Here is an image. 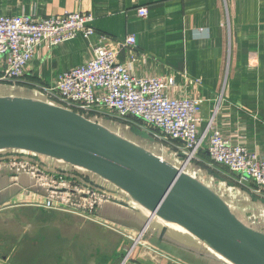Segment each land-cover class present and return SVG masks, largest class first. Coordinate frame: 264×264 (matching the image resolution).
I'll use <instances>...</instances> for the list:
<instances>
[{
	"label": "crops",
	"instance_id": "0c3cea01",
	"mask_svg": "<svg viewBox=\"0 0 264 264\" xmlns=\"http://www.w3.org/2000/svg\"><path fill=\"white\" fill-rule=\"evenodd\" d=\"M140 7L149 10L147 18L138 16ZM77 11L94 17L96 35L90 39L80 36L58 47L42 45L23 81L0 82V97L47 101L43 88L55 86L63 73L91 61L99 35L106 36L114 48L115 41L134 35V50L119 54L120 62L130 64L134 76L174 78L170 90L173 97H190L202 103L199 133L213 119L214 128L233 144L264 157V0H0V16L4 17L28 14L47 18ZM101 120L119 119L105 114ZM127 122L135 137L154 143L157 153L171 156L167 161L182 166L179 144L155 138L153 133L161 134L142 122ZM141 129L151 135H143ZM189 166V174L220 195L240 220L252 223L258 211L264 213V190L256 192L249 179L212 163L206 151ZM109 190L118 192L113 187ZM44 198V189L37 187L29 174L0 173V264L11 262L17 250H21L22 264H120L127 250L124 243L131 239L130 234L141 231L150 217L131 199L106 201L99 210L100 219L114 225L116 229L111 232L123 239L121 246L111 249L108 245L100 248L98 243V248L110 253L96 255L93 247L85 250L77 244L82 241L80 234H64L56 225H63L68 218L95 229L97 223L59 211L42 216L36 204ZM19 212L27 215L24 224L29 219L34 224L31 231L36 227L37 232L23 230L19 237L12 232L4 235L5 228L15 229L7 220L19 217ZM17 223L22 228L19 220ZM44 241L48 251L40 253ZM104 242H110V238ZM141 242L146 250L134 249L130 264H230L184 229L159 219H154Z\"/></svg>",
	"mask_w": 264,
	"mask_h": 264
},
{
	"label": "built area",
	"instance_id": "2783aa9c",
	"mask_svg": "<svg viewBox=\"0 0 264 264\" xmlns=\"http://www.w3.org/2000/svg\"><path fill=\"white\" fill-rule=\"evenodd\" d=\"M137 14L147 18L149 10L140 7ZM93 21L91 14L79 11L47 18L28 14L0 16V82L23 81L42 45L52 48L80 36L92 38L96 35ZM99 37L98 43L93 44L91 61L63 73L55 86L43 88L47 101L97 122L105 114L124 121L137 119L146 128L161 134L153 133L155 138L182 144L179 149L185 171L206 151L212 163L249 179L256 192L264 190V157L233 144L214 128L213 119L199 133L201 101L173 97L170 94L175 85L172 77L139 78L132 74L130 64L120 62L119 54L123 50L133 51L136 47L134 35L115 41V48L109 45L106 36ZM134 59L132 56L131 61ZM3 171L33 177L36 186L45 191V198L36 207L77 216L111 230L115 226L101 221L99 210L106 201L129 199L127 194L95 174L22 151L0 152V173ZM112 187L118 192L109 190Z\"/></svg>",
	"mask_w": 264,
	"mask_h": 264
},
{
	"label": "water",
	"instance_id": "95a60500",
	"mask_svg": "<svg viewBox=\"0 0 264 264\" xmlns=\"http://www.w3.org/2000/svg\"><path fill=\"white\" fill-rule=\"evenodd\" d=\"M62 161L107 181L154 219L179 226L230 264H264V233L245 224L213 189L100 122L49 101L0 97V152ZM166 229L162 231V241Z\"/></svg>",
	"mask_w": 264,
	"mask_h": 264
},
{
	"label": "rangeland",
	"instance_id": "374dc122",
	"mask_svg": "<svg viewBox=\"0 0 264 264\" xmlns=\"http://www.w3.org/2000/svg\"><path fill=\"white\" fill-rule=\"evenodd\" d=\"M41 95L45 96L44 94H41ZM45 97H42V98L49 100L47 95ZM99 122L101 124H103L105 127H108L110 130H112V131L116 132L117 134L123 136L124 138L138 142L141 145H143L144 148L146 147L148 150L156 151V152H154V154L163 158L164 160H167V159L171 160V158H170L171 156H168V155L163 154L161 152L157 153L158 150L156 148H154V143H151V142L148 143V141L140 140L137 137H135L130 132L129 126H132V125H130V123L128 124L127 121H124V120H112V121L99 120ZM138 128H140V127H138ZM141 131L143 132V135H145L147 137H148V135H151V132L147 129L146 130L141 129ZM160 154L164 155L166 157H162ZM177 164H179V163L177 162ZM37 211L40 212L39 213L40 215H42V216L44 215L46 217H48L47 216L48 212H50V211L45 210V209H40V210L38 209ZM260 213H261V211H258L257 218L253 219L252 223H250V220L245 221V219H244L243 221L246 222V224H248L250 227L256 229L257 231L264 233V213H261V214ZM18 214H19V217L14 218V219L9 218L7 220V224L8 223H10V225L13 224L15 229L12 230V228H10V227L5 228L4 231H2V232H4V235L5 234L9 235L10 234L9 232H12L13 236L15 235L16 237H19L23 233V230L25 232H28V233L31 231V228L34 224L29 219L24 224V220L27 218V215L24 214L23 212L22 213L19 212ZM17 220H19L21 222L22 228H20V225L17 223ZM64 222L65 223L63 225L59 224L60 222H58V224L56 225L57 230H59V232L61 230L62 233L69 234V235H71V234L79 235L80 234L82 236V241L78 242L77 244H79V246H81V248H84L85 250H89V248L86 249L87 247H93L94 249L91 251H94V253H96V255L100 254V253L102 255H106V254L109 255L108 253H110V251H107L105 249H100L101 247L105 248L106 245H108V247H109L108 249H111L113 246H116V245L121 246L120 240L123 238H121V236H119L118 234L111 232V230L104 225L97 224L98 225L97 229H95V228L87 227V224H84V223H82L79 220H76L74 218H72V219L68 218V220H65ZM1 225L2 224H0V227H1ZM88 225H90V224H88ZM77 226H79V227L77 228ZM37 227L39 230L40 226L38 225ZM87 228L90 230H87ZM93 230H95V231H93ZM46 231L48 232V227H47ZM36 232H37L36 227H34L33 230L31 231V234L36 233ZM120 235H122V234H120ZM130 235H131V239H128L127 240L128 242L124 243L125 248L127 250H126V253L124 252L123 258H121V260H119V263L121 262L120 264H122V262H124V264H130V260L133 258V253H134V252H132V254L130 253L132 250L134 251V249H135V251H136L138 248L140 250H143V249L146 250V246H142L141 243H143V242H141V240L135 244V239L139 235V232L137 234H130ZM122 236L124 237L125 235L123 234ZM107 237L110 238V242H104V239H107ZM125 239H127V238H125ZM98 240H103V241L97 242ZM98 243H99L100 248L97 247ZM41 247L43 249H41L39 251L40 253H44V252L48 251V244L45 241L41 244ZM62 251H65V250H62ZM16 254L17 255H14L12 257V261L16 260L15 264H22L23 260L21 259V257H19L21 255V250H17ZM55 260H56V262L58 261L57 259H55ZM12 261L7 263V264H14Z\"/></svg>",
	"mask_w": 264,
	"mask_h": 264
},
{
	"label": "trees",
	"instance_id": "16d2710c",
	"mask_svg": "<svg viewBox=\"0 0 264 264\" xmlns=\"http://www.w3.org/2000/svg\"><path fill=\"white\" fill-rule=\"evenodd\" d=\"M130 120H134L135 122H141V121H139V120H137V119H130ZM175 143H177V144H179V146H182V144L181 143H179V142H175Z\"/></svg>",
	"mask_w": 264,
	"mask_h": 264
}]
</instances>
